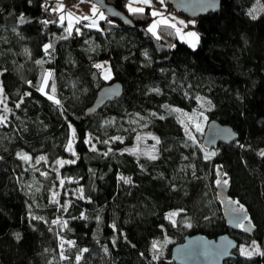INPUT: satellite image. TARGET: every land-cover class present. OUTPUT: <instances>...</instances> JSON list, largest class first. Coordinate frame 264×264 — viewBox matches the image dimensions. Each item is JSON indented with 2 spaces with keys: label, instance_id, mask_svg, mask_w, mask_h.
Returning a JSON list of instances; mask_svg holds the SVG:
<instances>
[{
  "label": "trees",
  "instance_id": "obj_1",
  "mask_svg": "<svg viewBox=\"0 0 264 264\" xmlns=\"http://www.w3.org/2000/svg\"><path fill=\"white\" fill-rule=\"evenodd\" d=\"M55 1L0 0V83L11 110L0 105L7 116L0 125V264H175L172 247L198 233H228L240 245L255 240L264 252V10L250 14L259 0H221L220 11L199 16L195 49L157 39L148 31L151 9L134 14L126 0L106 2L134 26L106 16L101 28L83 20L79 32L66 35L51 11ZM45 45L52 47L46 52ZM104 58L110 81L96 67ZM49 70L54 100L37 90ZM116 80L123 95L88 115L99 89ZM173 109L201 110L239 139L204 149ZM150 132L161 145L156 159L130 151L138 134ZM72 138L75 155L67 149ZM41 156L46 160L33 164ZM65 157L75 163H56ZM50 166L56 168L45 177ZM222 176L256 226L253 236L226 224L216 193ZM61 180L64 190H82L64 213L52 202ZM181 209L175 224L167 219ZM61 238L75 242L64 252L68 259L61 258ZM236 254L229 264H264V255Z\"/></svg>",
  "mask_w": 264,
  "mask_h": 264
},
{
  "label": "water",
  "instance_id": "obj_2",
  "mask_svg": "<svg viewBox=\"0 0 264 264\" xmlns=\"http://www.w3.org/2000/svg\"><path fill=\"white\" fill-rule=\"evenodd\" d=\"M102 8L104 14L111 20L120 24L134 26L130 16L118 9L114 4L106 0H91ZM171 5L173 11L181 13L186 18L197 19L199 16L220 11L221 0H165ZM95 102L86 112L92 116L107 103L114 101L123 95L124 89L120 81L107 83L99 89ZM203 135L202 146L207 150H216L219 145L236 142L239 134L229 124H223L219 120H210L206 125ZM229 184L216 185L218 200L222 204V214L229 228L236 232H243L253 236L256 226L251 222L249 213L233 212V208H239L240 204L230 197ZM249 219H243V217ZM243 224V227L240 224ZM240 242L228 233L220 234L219 237H210L203 233L188 234L183 242L172 247L171 260L175 264H229L237 258L236 252L240 248ZM225 254H221V253Z\"/></svg>",
  "mask_w": 264,
  "mask_h": 264
},
{
  "label": "rangeland",
  "instance_id": "obj_3",
  "mask_svg": "<svg viewBox=\"0 0 264 264\" xmlns=\"http://www.w3.org/2000/svg\"><path fill=\"white\" fill-rule=\"evenodd\" d=\"M63 2H64V0H63ZM126 2L129 5V4L133 3V0H126ZM93 4H95L96 7H98L99 12H102L104 14L102 8H100V6L98 4L94 3L91 0H84L83 3L80 2L78 7H74V6H69L68 8L65 7V11H71V12L75 13L76 17H82V16H85V15L91 17L92 16V12H91L90 8H92ZM53 5H54V7H56V1L54 2ZM152 5H153V7H149L151 9V12L153 11V8H154L156 11L163 13L164 17L169 19L170 22L177 23V27L180 28V30H181L180 33L178 34L176 29L167 28V27L161 26L158 29V34H159L161 39H164L166 41L167 44L175 45L176 41H182L184 43H187L189 45V47H190L189 41L192 38L187 36V33H189V32L196 33L198 35L199 41H200V34H199V31L196 28V20L195 19H192V18H189V17L186 18L182 14H180V13H178L176 11H173V9L168 6L167 1H165V0H164L163 4H161L159 2V0H152ZM89 6H90V8H89ZM133 6L134 7H144V8L148 7V6L143 5V4H133ZM263 10H264V2L259 0V1L256 2V4L251 9L250 14H251L252 17L253 16H258ZM99 12L97 13V15L95 17H93L94 19L97 20V26H100L99 23H98L99 22ZM57 14L60 16L62 13H57ZM104 15L106 16V14H104ZM156 19H159V17H155L150 23L152 24L154 22V20H156ZM88 21H89L88 24H90L92 22L91 19H89ZM179 21H183L184 24H179L178 23ZM76 23L77 22L75 20H73V30L76 27L75 26ZM65 24H66V26H68V20L67 19L65 20ZM151 24L149 25V27L151 26ZM199 41L197 43L196 48L198 47V45L200 43ZM97 64L104 65V68H101L102 71H103L104 79H105V71L108 70L109 78L107 80L110 81L112 79V77H113V69L111 68L110 60L108 58H104V60L97 61L96 65ZM0 72H1V69H0ZM49 72H51V70H49L47 73H49ZM45 77H47V74L45 75ZM49 78L50 77H47V83L49 82L48 81ZM45 92L47 94H50V95L52 94V93H49L46 90V87H45ZM3 99H4V103H0V105L4 108V106L6 104V100H5L4 94H3ZM176 113H178L179 118H181V120H184V124H183L184 129H185V125H187L188 128L190 129L191 135L193 137H195V140H193V143H195V144L198 143V142L202 143V141H203L202 138H203V135H204L205 130H206L205 127H206V125L208 123V117L206 116L205 112H202L201 110H193V112L182 110V112H176ZM182 113H187L189 116H192L195 119L190 121V120L187 119V117L182 115ZM201 113H203V116L200 115ZM197 121L200 123L201 131H196L195 124H196ZM138 137H139V139H138ZM154 137L156 139H154ZM157 139H158V137L156 135H154L153 133H151V132L150 133H140V134L137 135V137H136V139H135V141H134V143H133V145L131 147L132 150H130V151H133V152H136V153H140V154L144 153V154H147L149 156H154L157 152H159L161 150L160 142L157 143ZM71 143H72V152H71V154L73 155V152L75 153L74 145H73V138L71 139ZM71 159H73V158L72 157H65V158H63L61 160L68 161V160H71ZM31 160L32 159H30L28 161H31ZM36 161H34L33 164H37ZM41 161H39V162H41ZM55 168L56 167L50 166V169L44 170L41 173L53 171V170H55ZM53 193L57 194L56 195V200L59 201V203H58L59 211L61 213H64L66 211V209L62 208L61 205H65L66 208H67V206L69 205V202H70V197L80 195L81 194V188H79V187L72 188V189L71 188H67V190H64L63 186H61V184L59 183V184L56 185V187H54V190L52 192V196H53ZM253 241H255V240H253ZM253 241H251V242H243L242 245H239V246L240 247L243 246V247H245V248H247V249H249L251 251L252 250ZM255 242H256L257 245H259L260 251H262V246L257 241H255ZM69 246L70 245L68 243H64L63 251L65 252L69 248ZM238 251L240 252V248L238 249Z\"/></svg>",
  "mask_w": 264,
  "mask_h": 264
},
{
  "label": "snow or ice",
  "instance_id": "obj_4",
  "mask_svg": "<svg viewBox=\"0 0 264 264\" xmlns=\"http://www.w3.org/2000/svg\"><path fill=\"white\" fill-rule=\"evenodd\" d=\"M81 3L84 2V0H80ZM159 2L161 4L164 3V0H159ZM133 4H143V5H146L148 7H153L152 5V0H133V3L132 4H129L127 7H128V10L129 12H132L134 14H142L145 12V8L144 7H134ZM74 7H78V5H74ZM46 11L48 10V8L45 9ZM51 11L54 12V13H62L60 16H59V22L61 24V26H63L65 20L67 19L68 20V26L67 28L65 29V31L67 32L68 35H71L72 31H73V20H75L77 23L80 22V20H89L91 19V23L90 24H87L85 25V27H89V28H92V27H97V20L94 19L93 17H95L97 15V13L99 12L98 8L96 7L95 4L92 5V8H91V12H92V16H82V17H76L75 16V13L71 12V11H65V6L63 4V0H56V7L54 8H51ZM151 16L152 17H159V19H156L154 20V22L151 24V26L148 28V31L150 33H152L154 36H156L157 39H160V36L158 34V29L161 27V26H164V27H167V28H173V29H176L177 33L179 34L180 33V28L177 27V23H172L170 22L169 19L165 18L164 17V14L161 13V12H158L156 11L154 8H153V11L151 12ZM255 18V17H253ZM99 19L100 20H104L106 19V17L104 16V14L102 12H99ZM21 22L23 23V18H21ZM56 23L57 21L53 20V21H43L44 24H48V23ZM179 24H184L183 21H179L178 22ZM186 26V25H185ZM77 32H79V29H76ZM187 36L188 37H191L192 39L189 41L190 43V46L192 48H196L197 46V43L199 41V37L196 33L194 32H189L187 33ZM67 38V37H65ZM52 45H45V51L47 52L49 48H51ZM146 55V53H145ZM36 63L38 64H41L42 61H36ZM97 68H104V65H101V64H97L96 65ZM52 75L51 72L47 73V77H50ZM47 77H45L44 81H43V85L44 86H40L38 87V91L42 92V93H45L47 95V93L45 92V87L47 86ZM109 78V72L108 70L105 71V79H108ZM52 91L54 92L55 91V86L54 84L52 85ZM48 99L50 100H54V97L49 95L48 96ZM197 99H201L199 97H197ZM22 102V101H21ZM56 103H59V101H55ZM0 103H4V99H3V86L2 84H0ZM208 103H211L210 101ZM16 107H19V104L16 105ZM165 107L167 108L168 106L165 105ZM3 111L5 113L7 112H10L11 110L7 108L6 104L4 106V109ZM173 111L175 112H182V110L180 109H173ZM182 115H184L185 117H187L188 120H193L195 119L194 117L192 116H189L187 113H182ZM201 116H203V113L200 114ZM161 119H163V117H161ZM7 121V116L5 115H0V125H4ZM181 124H184V120H181L180 121ZM71 127V126H70ZM195 128H196V131H201V126H200V123L197 121L196 124H195ZM185 133L189 136V139L191 140H195V137H193L191 135V132H190V129L188 128L187 125H185ZM73 136H74V129H73ZM115 139H120L119 137H115ZM139 139V137H138ZM154 139H156L154 137ZM105 143H107V141H105ZM157 143H159V140L157 139ZM67 149L69 152H72V143L71 141L69 142V144L67 145ZM93 151H95V147L93 146ZM107 154V153H105ZM261 155H264V151H261L260 153ZM21 156V159L25 160V161H28L30 160L31 158L27 155V154H19ZM73 155H75V153L73 152ZM216 153L215 152H211V153H206L204 155V159L205 160H209L211 159V157L215 156ZM152 159H156L157 157L156 156H151ZM41 160H46V157L44 156H41L39 157V159L36 161L37 163H39V161ZM57 164L63 166L64 164H72V163H75V160H68V161H63V160H58L56 162ZM221 167H217L216 171L217 172H220L221 171ZM42 175H44L45 177H47V173H42ZM227 174L224 173L223 176H226ZM223 176L221 177V179H218L216 180V184L218 186L220 185H227L228 184V180L227 179H224ZM121 179L125 180L126 183H131V180L130 178H124V177H121ZM63 183L64 181L61 180L60 181V184L61 186H63ZM81 193H82V190H81ZM56 193H53V198H52V202L53 203H59L58 200H56ZM237 204H239V202H235ZM62 208H65L66 209V206L65 205H61ZM184 210L181 209L179 211H175V212H170L167 216V219L171 220L173 224L176 223L175 220H173V217L174 216H177V215H180L181 212H183ZM233 212H246V209H244L243 205H240L239 208H233ZM33 219H42V218H38V217H33ZM243 219H249L248 217H243ZM52 223H55V224H58L60 223V220H54L52 221ZM64 225L66 226L67 225V221H64ZM192 225L190 223L187 224V227H191ZM241 227H243V224L241 223L240 224ZM113 227H115V225H113ZM17 238L19 239V236H17ZM64 243H68L70 246H74L75 245V242L74 241H64L62 238H61V258L62 259H68L67 256L64 255V251H63V246H64ZM113 243H115V241H113ZM158 247V242L154 241L152 243V248L153 250H156ZM81 253L83 252H87L88 249H81L79 250ZM221 254H225V253H221ZM240 254L241 255H244V256H248V257H251L252 255H255V254H259V255H264V252H261L260 251V248H259V245L256 244L255 241H253V244H252V250L250 251L249 249L241 246L240 247ZM159 256L158 255H154L153 256V259H158ZM81 259V256L80 255H77L76 257V260L79 261Z\"/></svg>",
  "mask_w": 264,
  "mask_h": 264
},
{
  "label": "built area",
  "instance_id": "obj_5",
  "mask_svg": "<svg viewBox=\"0 0 264 264\" xmlns=\"http://www.w3.org/2000/svg\"><path fill=\"white\" fill-rule=\"evenodd\" d=\"M79 3H80V0H64L63 2L66 8H68L69 6L79 5Z\"/></svg>",
  "mask_w": 264,
  "mask_h": 264
},
{
  "label": "crops",
  "instance_id": "obj_6",
  "mask_svg": "<svg viewBox=\"0 0 264 264\" xmlns=\"http://www.w3.org/2000/svg\"><path fill=\"white\" fill-rule=\"evenodd\" d=\"M89 2H90V1H89ZM79 4H80V3H79ZM89 8H90V6H89ZM97 8H98V7H97ZM90 9H91V8H90ZM104 16H105V15H104ZM105 17H106V16H105ZM81 21H83V20L81 19L80 22H81ZM85 21H86V20H85ZM80 22H79V23H80ZM88 22H89V21L87 20V23H88ZM101 22H102V20L99 19V22H98L99 25H100ZM77 24H78V23H76V25H75L76 27H77ZM196 24H197V21H196ZM65 26H66V24H65ZM76 27H75V29H77ZM96 28H101V25H100V26H97ZM75 29H74V30H75ZM74 30H73V31H74ZM73 31H72V32H73ZM65 34L68 35L67 32H65Z\"/></svg>",
  "mask_w": 264,
  "mask_h": 264
}]
</instances>
